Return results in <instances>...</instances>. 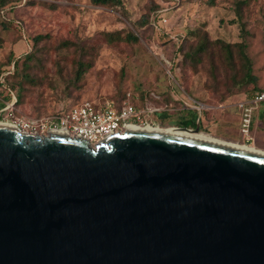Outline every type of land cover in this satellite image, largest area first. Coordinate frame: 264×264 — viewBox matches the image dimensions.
Instances as JSON below:
<instances>
[{
	"label": "water",
	"instance_id": "water-1",
	"mask_svg": "<svg viewBox=\"0 0 264 264\" xmlns=\"http://www.w3.org/2000/svg\"><path fill=\"white\" fill-rule=\"evenodd\" d=\"M0 264H264V153L0 125Z\"/></svg>",
	"mask_w": 264,
	"mask_h": 264
},
{
	"label": "rangeland",
	"instance_id": "rangeland-1",
	"mask_svg": "<svg viewBox=\"0 0 264 264\" xmlns=\"http://www.w3.org/2000/svg\"><path fill=\"white\" fill-rule=\"evenodd\" d=\"M168 1L174 5L170 18L157 27V6ZM3 8L0 125L47 119L86 100H110L117 106L132 104L157 127L247 142L245 135L238 138L232 131L240 119L234 104L253 85L241 89L234 84L233 72L216 48L210 47L197 64L187 52L204 36L244 41L256 84L264 89V0H123L117 7L91 0H11ZM39 34L49 37L36 43ZM65 41L74 45H63ZM32 51L41 59V67L34 69L40 83L27 86L17 102L5 76ZM79 59L90 65L77 79ZM254 129L248 145L264 147ZM38 133L48 131L40 128Z\"/></svg>",
	"mask_w": 264,
	"mask_h": 264
},
{
	"label": "built area",
	"instance_id": "built-area-1",
	"mask_svg": "<svg viewBox=\"0 0 264 264\" xmlns=\"http://www.w3.org/2000/svg\"><path fill=\"white\" fill-rule=\"evenodd\" d=\"M172 3L168 1L167 3ZM167 4L157 10L154 15V24L158 27L167 24L170 18V9L174 6ZM264 101V89L245 94L235 104L241 111L240 129L243 135L250 136L254 113ZM145 114L129 103L120 108L113 101L102 103L86 100L72 105L68 110L43 120H19L14 125L21 130L38 133L42 128L46 131H62L73 136L88 139L91 144L99 143L107 135L122 132L133 125L154 126V122L144 121Z\"/></svg>",
	"mask_w": 264,
	"mask_h": 264
},
{
	"label": "trees",
	"instance_id": "trees-1",
	"mask_svg": "<svg viewBox=\"0 0 264 264\" xmlns=\"http://www.w3.org/2000/svg\"><path fill=\"white\" fill-rule=\"evenodd\" d=\"M10 1L11 0H0V12H3V7H5V5ZM91 2L95 5L106 7H117L123 5V0H91ZM176 5L177 4H175V6ZM162 7L163 6L159 4L157 6V10ZM48 37V35L39 34L35 37V41L38 43ZM198 37H201V35H198ZM63 45H74V43L65 41L63 42ZM210 47H214L218 50L220 57L223 59V63L233 72L232 77L234 84L240 85L242 87L241 89H247L248 86L252 84L253 86L249 91L250 93H253L256 90H262V88L256 84V76L253 74L252 62L247 54L246 43L244 41L234 43L226 42L220 39L212 41L204 36L201 37L200 41L195 46H191L189 48L187 55L194 63L197 64L202 60L201 56L205 54ZM77 63L78 68L76 71V78L79 79L90 64L88 62H84L83 59H79ZM213 66L217 69L215 65ZM14 67L13 73L5 76V83H7L12 90L16 91V101L18 102L23 97V92L27 86L37 85L40 83L34 69L41 67V59L37 52L32 51L26 54L22 60H16ZM2 72L3 70L0 63V75ZM2 85L3 82L0 81V86ZM116 107L120 108L121 106L116 105Z\"/></svg>",
	"mask_w": 264,
	"mask_h": 264
},
{
	"label": "bare ground",
	"instance_id": "bare-ground-1",
	"mask_svg": "<svg viewBox=\"0 0 264 264\" xmlns=\"http://www.w3.org/2000/svg\"><path fill=\"white\" fill-rule=\"evenodd\" d=\"M2 124V123H0ZM128 131H157V132H164V133H169V134H174L178 136H185V137H190V138H196L199 140L203 141H208V142H215L219 144H223L226 146H231L239 149H245L249 151H256L260 153H264V150L258 149L252 145H247V144H238L235 142H229L221 139H216L208 136L207 134L200 132V131H195L192 129H181L176 126H170L167 128H161V127H154V126H141V125H133L128 127ZM123 132V131H122ZM95 145V144H94Z\"/></svg>",
	"mask_w": 264,
	"mask_h": 264
},
{
	"label": "crops",
	"instance_id": "crops-1",
	"mask_svg": "<svg viewBox=\"0 0 264 264\" xmlns=\"http://www.w3.org/2000/svg\"><path fill=\"white\" fill-rule=\"evenodd\" d=\"M234 105L239 109V107L236 104H234ZM257 117H258V119H257ZM240 119H241V111H240ZM240 119L238 121L239 126L237 125V127L234 129L231 128L232 131H235V135L238 138H240V136L243 134L241 132V129H240ZM253 125L255 128L254 131L256 132V134L258 133V142H263V144H264V101L259 104L258 109L254 113L252 127H253ZM252 127H251V129H252ZM246 140H247V142H243V143H245L247 145H248V143H251L250 138L246 137ZM253 145L254 144H252V146ZM254 147H255V145H254ZM258 149L264 150V147L262 145H258Z\"/></svg>",
	"mask_w": 264,
	"mask_h": 264
}]
</instances>
